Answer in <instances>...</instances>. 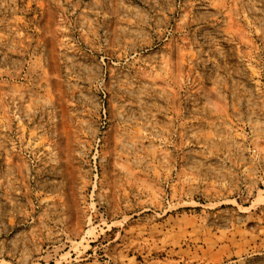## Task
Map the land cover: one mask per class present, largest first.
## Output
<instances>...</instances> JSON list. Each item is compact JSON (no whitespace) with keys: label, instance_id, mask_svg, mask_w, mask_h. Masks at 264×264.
I'll return each mask as SVG.
<instances>
[{"label":"rangeland","instance_id":"obj_1","mask_svg":"<svg viewBox=\"0 0 264 264\" xmlns=\"http://www.w3.org/2000/svg\"><path fill=\"white\" fill-rule=\"evenodd\" d=\"M0 264H264V0H0Z\"/></svg>","mask_w":264,"mask_h":264}]
</instances>
